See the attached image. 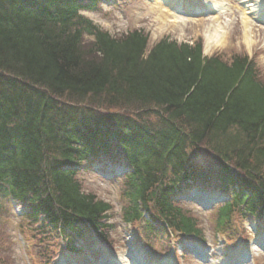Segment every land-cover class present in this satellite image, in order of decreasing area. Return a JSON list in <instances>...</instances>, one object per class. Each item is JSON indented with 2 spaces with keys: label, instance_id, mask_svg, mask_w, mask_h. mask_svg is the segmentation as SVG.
Masks as SVG:
<instances>
[{
  "label": "trees",
  "instance_id": "trees-1",
  "mask_svg": "<svg viewBox=\"0 0 264 264\" xmlns=\"http://www.w3.org/2000/svg\"><path fill=\"white\" fill-rule=\"evenodd\" d=\"M100 1L0 0V216L10 197L34 231L73 252L83 230L109 227L111 208L83 192L79 167L121 156L131 166L124 221L154 210L173 232L200 238L172 201L196 175L200 147L223 189L238 187L217 230L242 205L264 212V78L254 64L205 57L198 41L166 38L147 52L142 31L112 36L79 15Z\"/></svg>",
  "mask_w": 264,
  "mask_h": 264
},
{
  "label": "rangeland",
  "instance_id": "rangeland-1",
  "mask_svg": "<svg viewBox=\"0 0 264 264\" xmlns=\"http://www.w3.org/2000/svg\"><path fill=\"white\" fill-rule=\"evenodd\" d=\"M155 1V3H154ZM223 3L227 8L225 13L221 14L218 21H215V15L208 11L206 3H214V0H183L191 8H200L199 16L181 17L184 23L180 27L172 29L159 30L155 21L156 0H122L113 6L101 5L98 13L85 14L94 24L98 25L102 31L108 32L112 36H120L132 31H142L147 36V52L152 46L162 39L175 41L177 44L187 43L189 45L200 42L202 53L205 57L220 56L223 60H229L233 54L245 55L254 64L255 72L261 78H264V27L263 25L253 22L250 41L245 40V29L240 20L237 0H216ZM159 6V5H158ZM160 7V6H159ZM154 8V9H153ZM219 24L222 33V43L218 47L206 48L205 34ZM92 41L91 38H84V44L87 45ZM100 115L107 113L126 114L129 112L116 111L110 109L94 110ZM151 121L152 118L148 117ZM154 121V120H153ZM152 121V122H153ZM197 161L200 168H209L211 171L217 164L212 156L206 153L204 148L200 147L197 152ZM124 161L118 160L111 163L110 160L104 161L97 166L83 167L78 176L83 192L94 194L97 199L104 200L111 206V211L107 214L105 223L112 226V229L105 231V239L95 240L93 235L86 234L78 241V260H72L64 255L60 249L59 241H55L53 234L46 233L40 236L35 230L36 226L28 222L22 215L18 205L11 203L9 198L1 199L2 214L0 216V264H58L60 258L69 261V264H102L106 258L119 257L118 264H131L129 261L130 244L127 239L130 230L135 232L136 239L133 240V248L141 250L145 257L146 264H161L166 257L172 256L175 239L148 232L142 223H136L129 227L122 220V211L127 207L128 201L124 195L123 178L116 175L113 171L116 168L122 169ZM197 164V165H198ZM86 168V169H84ZM126 168V167H123ZM127 170V169H125ZM182 209L187 210V214L196 218L199 222L198 228L201 230V236L204 239V245L199 242L197 246L203 252L208 253V258L212 264H230L233 261L238 263L242 261L241 256L252 255L253 264H264V253H254L251 250V240L257 235L264 232V224L257 222L260 227L257 232L251 228L249 221L243 222L247 239L243 240L246 244L241 243L238 239L241 237L237 223L234 221V228L228 226L224 228L221 237L217 236L216 230V210L210 206L208 210H201L198 207L186 206L179 204ZM213 209V210H212ZM211 210V211H210ZM151 213H154L152 211ZM236 220V219H235ZM155 225L159 223L155 219ZM39 232V231H38ZM133 234V236H135ZM252 236V239L250 238ZM135 238V237H134ZM141 238V239H139ZM143 240H146L143 243ZM229 242V247L227 246ZM222 244V245H221ZM228 247V248H227ZM179 251L180 248L178 249ZM101 254H104L100 256ZM189 250L185 249L182 257L178 256L177 264H201L191 255L188 258ZM186 256V257H185ZM210 264V263H209ZM242 264H248L246 261Z\"/></svg>",
  "mask_w": 264,
  "mask_h": 264
},
{
  "label": "bare ground",
  "instance_id": "bare-ground-1",
  "mask_svg": "<svg viewBox=\"0 0 264 264\" xmlns=\"http://www.w3.org/2000/svg\"><path fill=\"white\" fill-rule=\"evenodd\" d=\"M214 1V3H208L207 7L215 15V21H218L217 17L225 13L227 7L223 3L217 2L216 0ZM156 3L158 4H155V6H153L155 9H153L156 13L155 21L160 31L180 27V23H184V21L179 20L181 19V15L178 14L181 0H156ZM239 4L242 10L240 13V20L245 29V40L249 43V33H251L250 28H252L250 24L251 19L257 20L256 18L264 15V0H239ZM158 5H161L163 8ZM220 29L219 24H217L216 28L205 34V46L207 49L210 47H218L222 43V33H219ZM130 260L133 264H143L140 254L138 253H132Z\"/></svg>",
  "mask_w": 264,
  "mask_h": 264
}]
</instances>
